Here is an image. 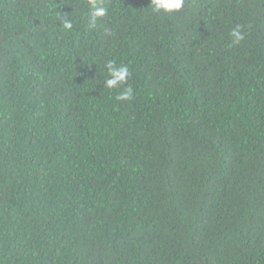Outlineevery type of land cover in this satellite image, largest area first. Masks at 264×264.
I'll use <instances>...</instances> for the list:
<instances>
[{
  "label": "trees",
  "instance_id": "16d2710c",
  "mask_svg": "<svg viewBox=\"0 0 264 264\" xmlns=\"http://www.w3.org/2000/svg\"><path fill=\"white\" fill-rule=\"evenodd\" d=\"M149 3L0 0V264H264V0Z\"/></svg>",
  "mask_w": 264,
  "mask_h": 264
},
{
  "label": "clouds",
  "instance_id": "9594fccd",
  "mask_svg": "<svg viewBox=\"0 0 264 264\" xmlns=\"http://www.w3.org/2000/svg\"><path fill=\"white\" fill-rule=\"evenodd\" d=\"M185 0H150L148 7L153 13H174L181 10ZM88 8L90 10V24L95 25L98 18L104 17L107 14V8L103 6L102 0H88ZM64 29H71V21L65 19L63 21ZM230 36L233 38L232 43L234 45L239 44L243 40L244 36L240 30V26L237 25L230 32ZM109 75L111 78L105 82V87L116 88L119 85L125 84L130 76L129 68L127 65L116 66L115 61H108L106 64ZM133 96V89L131 86L126 87L123 92L116 98L118 100H130Z\"/></svg>",
  "mask_w": 264,
  "mask_h": 264
}]
</instances>
